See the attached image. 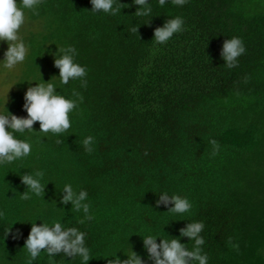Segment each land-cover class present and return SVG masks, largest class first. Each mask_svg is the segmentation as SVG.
<instances>
[{"label":"trees","instance_id":"16d2710c","mask_svg":"<svg viewBox=\"0 0 264 264\" xmlns=\"http://www.w3.org/2000/svg\"><path fill=\"white\" fill-rule=\"evenodd\" d=\"M121 3L117 16L92 13L90 0H43L38 15L26 11L21 35L29 55L16 75L0 74V103L8 94L9 111L26 117L24 94L36 83L27 81L54 76L57 91L71 97L75 89L83 100L68 132L30 134L32 154L0 169V261L27 264L31 222L20 221L42 218L86 232L88 264H108L125 238L146 258L141 229L179 237L188 221L205 225L208 264H264V4L186 0L183 7H161L150 0L152 16L137 17L132 0ZM177 16L185 30L156 45L155 29ZM232 37L243 40L246 52L229 69L221 52ZM57 45L77 49L87 88L79 82L60 88L50 54ZM7 47L0 44V59ZM88 136L92 153L83 145ZM210 139L221 146L214 157ZM36 172L44 173L47 202L21 198V175ZM65 183L88 192L91 221L81 224L83 211L59 203ZM162 190L186 196L191 213L157 208ZM34 264L53 262L42 252ZM55 264L81 261L61 255Z\"/></svg>","mask_w":264,"mask_h":264},{"label":"clouds","instance_id":"9594fccd","mask_svg":"<svg viewBox=\"0 0 264 264\" xmlns=\"http://www.w3.org/2000/svg\"><path fill=\"white\" fill-rule=\"evenodd\" d=\"M92 4L91 12L95 14H105L117 16L121 14V0H90ZM43 0H0V44L7 42V49L4 58L0 59V74L14 76L19 66L26 63L30 47L21 35L22 28L28 23L26 11L38 15V9ZM173 4L183 7L186 0H158L159 6ZM264 4V0H260ZM136 7L137 17H151L153 9L150 0H132V5ZM124 9V8H123ZM182 17L167 19L163 27L154 31V43L156 45L167 44L174 35L185 30ZM147 24V23H146ZM133 31H136L133 28ZM58 46V45H57ZM58 52L50 53L55 56V67L59 69V85L64 88L70 82H79L80 88L88 86V71L85 66L76 61L77 49L72 45L65 47L58 46ZM246 52L244 42L239 37L226 39L222 47L221 56L226 62L227 68L238 66L239 57ZM55 77V76H54ZM53 77V78H54ZM50 82L33 78L29 82H36L30 86L24 94L23 109L27 113L26 117L12 114L6 107V103H0V169L12 165L16 161H22L29 157L33 151V141L30 134L43 133L49 138L51 133L59 137L72 128L70 114L78 108V102H82L83 97L80 92L73 89L71 97L57 91L56 85ZM9 93V92H8ZM39 122V131L34 129V125ZM23 136V139L18 135ZM93 137L88 136L83 140L85 151L92 153L94 148ZM56 143H61L58 138ZM211 155L214 157L221 151V146L215 139H210ZM43 172H36L35 176L29 173L21 175V182L26 186V191L20 193L21 198L29 200L34 195L45 200V184L41 182ZM156 207L164 206L168 208L166 213L183 217L191 213L192 203L186 196L176 193L170 194L168 191H159ZM59 203L67 206L71 204V211L84 213V220L91 221L94 217L90 214V205L87 203L88 192L86 190H75L71 183H65L62 190L58 191ZM56 203V202H55ZM57 205V203H56ZM64 209V208H62ZM42 221V224H37ZM20 222H31V230L25 241L23 250L27 253V264H34L46 253L50 261L55 264L57 256L65 258H79L81 264H88L91 252L86 242V232L72 226L67 227L59 221H52L51 224L42 218L33 220H22ZM205 225L202 221H188L185 227L180 229V236L173 237L164 235L160 231H147L141 229L143 238V248L146 258L135 252L125 238L124 244L115 252H110L108 264H208V254L204 251L206 243L202 235ZM12 231L5 233V238ZM165 232V231H164ZM20 233L14 238H19ZM183 238H188L189 243H182ZM159 240V242H158ZM189 245H191L189 247ZM123 251L126 258H121L118 253ZM0 264H3L0 261Z\"/></svg>","mask_w":264,"mask_h":264}]
</instances>
